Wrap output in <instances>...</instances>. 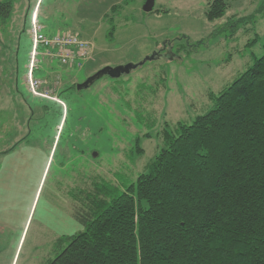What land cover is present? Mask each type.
<instances>
[{"label":"rangeland","instance_id":"374dc122","mask_svg":"<svg viewBox=\"0 0 264 264\" xmlns=\"http://www.w3.org/2000/svg\"><path fill=\"white\" fill-rule=\"evenodd\" d=\"M35 1L12 0L9 17L0 18V264H46L35 251L46 214L53 238L83 229L72 215L76 193H70L67 216L55 212L59 161L67 157L74 187L81 170L85 187L99 177L115 185L134 182L162 147L164 129L174 133L178 122L203 114L210 95L264 52V0H225L228 9L214 20L206 16L208 0H155L149 12L145 0H43L44 33H79L92 42L94 55L82 68L64 71L40 51L35 78L55 86L59 73L50 72L63 75L46 90L55 100L40 98L25 82ZM113 5H119L114 15ZM147 57L128 74L97 79L77 98L78 90L61 92L105 66ZM60 129L59 147L46 165V139ZM59 251L54 248L48 262Z\"/></svg>","mask_w":264,"mask_h":264},{"label":"trees","instance_id":"16d2710c","mask_svg":"<svg viewBox=\"0 0 264 264\" xmlns=\"http://www.w3.org/2000/svg\"><path fill=\"white\" fill-rule=\"evenodd\" d=\"M228 7L208 0L206 16ZM11 10L0 0V18ZM210 99L191 123L164 129L134 182L99 177L74 192L83 229L47 264H264V52Z\"/></svg>","mask_w":264,"mask_h":264},{"label":"built area","instance_id":"2783aa9c","mask_svg":"<svg viewBox=\"0 0 264 264\" xmlns=\"http://www.w3.org/2000/svg\"><path fill=\"white\" fill-rule=\"evenodd\" d=\"M29 34L32 40V48L29 53L25 76L26 85L33 96L53 99L54 97L46 90L55 88L57 83H59L57 81L59 76L52 81V83L55 81L54 86L48 83L46 79L35 78L34 75L40 51L42 52V57L57 60L62 66L82 68L92 57L93 44L76 32L66 31L53 35L45 34L42 25L38 21L36 9L31 13L29 20Z\"/></svg>","mask_w":264,"mask_h":264},{"label":"flooded vegetation","instance_id":"af4514ba","mask_svg":"<svg viewBox=\"0 0 264 264\" xmlns=\"http://www.w3.org/2000/svg\"><path fill=\"white\" fill-rule=\"evenodd\" d=\"M62 133L63 131L60 129L58 133L57 131H55L52 137L50 138L47 137L46 142H50L51 147L48 153L46 165L47 163H49V161L50 162L53 161L57 148L59 147ZM54 139H55V143H53ZM16 144H19V143H16ZM80 152L82 151L80 150ZM50 158H52V160H50ZM69 168L70 167L68 165L67 157H65L63 160L59 161V168L54 175V181H55L54 182V192L58 196V201L60 200L59 202H57L56 208L54 209H55L56 214L57 215L61 214L62 217L68 215L70 193H74V192L79 193L84 188V172L81 170L78 172V174H76V177L78 176L77 177L78 183H81V184L79 186L74 187L73 185H70L69 176L73 174V171L71 173L69 171L70 170ZM0 195L3 196V192ZM48 217L49 215L46 214L44 220L40 224V228H41L40 236L37 239L38 245L36 244V247H35V251H38L39 258L41 260H44L46 264L48 263V257L50 256V253H52L54 248H62L64 245L67 244V236H68L67 234L63 233L64 232L63 230H61V232H55V237L53 238L54 229H53L52 222L51 220H49ZM63 224L64 222L62 220L61 225L63 226Z\"/></svg>","mask_w":264,"mask_h":264},{"label":"water","instance_id":"95a60500","mask_svg":"<svg viewBox=\"0 0 264 264\" xmlns=\"http://www.w3.org/2000/svg\"><path fill=\"white\" fill-rule=\"evenodd\" d=\"M155 4V0H145L144 5H143V10L146 12L152 11L153 7ZM150 58L147 57L143 59L141 62L136 63V64H126L124 66H116V67H111V66H105L93 74L89 75L83 82L77 83L76 84V89L82 90L86 89L89 86H91L97 79L103 77V76H110L112 78H118L124 74L130 73L133 69L136 67L142 65L144 62L149 60Z\"/></svg>","mask_w":264,"mask_h":264},{"label":"crops","instance_id":"0c3cea01","mask_svg":"<svg viewBox=\"0 0 264 264\" xmlns=\"http://www.w3.org/2000/svg\"><path fill=\"white\" fill-rule=\"evenodd\" d=\"M39 2H40V0H36V1L34 2V5H33L34 7H33L32 12L36 9V11H37V18H38V21H39L40 24L42 25V27H43V32H44L45 25L43 24V22H42V17L40 16V8H41V5H42L43 0H41L40 3H39ZM78 34H79V33H78ZM79 35H80V34H79ZM80 36H81V35H80ZM88 41H89V40H88ZM93 53H94V50H93ZM93 53H92V57H93V55H94ZM92 57L90 58V61L92 60ZM88 62H89V61H87V63H88ZM87 63H86V64H87ZM63 67H64V66H63ZM73 68H75V67H69V66L67 67V66H66L65 68H63V70L66 69V71H67V70H69V69H73ZM64 71H65V70H64ZM64 71H63V72H64ZM56 73H59V74H60V71H52V72H50V74H54V75H55ZM59 74H56V75L54 76V78L57 77V76H62V77H63L62 74H60V75H59ZM68 79H69V78H68Z\"/></svg>","mask_w":264,"mask_h":264}]
</instances>
